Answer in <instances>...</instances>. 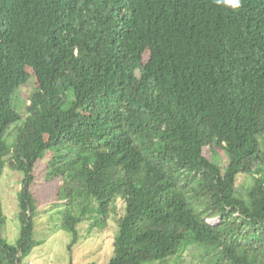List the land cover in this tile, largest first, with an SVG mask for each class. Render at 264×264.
<instances>
[{
    "label": "trees",
    "instance_id": "1",
    "mask_svg": "<svg viewBox=\"0 0 264 264\" xmlns=\"http://www.w3.org/2000/svg\"><path fill=\"white\" fill-rule=\"evenodd\" d=\"M49 152L69 248L123 200L108 264H264V0H0V176L25 173L0 264L42 244L30 186Z\"/></svg>",
    "mask_w": 264,
    "mask_h": 264
},
{
    "label": "rangeland",
    "instance_id": "2",
    "mask_svg": "<svg viewBox=\"0 0 264 264\" xmlns=\"http://www.w3.org/2000/svg\"><path fill=\"white\" fill-rule=\"evenodd\" d=\"M14 77L20 82V95H18L19 110L24 112L31 105V98L36 90L37 84L34 80L32 70L19 68L14 71ZM21 124L13 126L10 130L9 141L14 142L16 134L19 132ZM67 151V150H65ZM51 152L38 161L32 172L34 182L30 186L31 193L36 201L34 211L35 229L33 234L34 242H42L30 253L23 254L21 264H108L109 260L116 253L117 239L119 236V216L125 211V203L120 200L118 203V214L111 213L103 227L96 226L93 231L89 228L90 223L79 225V237L71 248L73 236L61 228L58 220L61 207L57 202L58 181L52 183L44 182V168ZM225 160V158H224ZM25 173L14 171L8 167L2 170L0 176V192L4 208L6 222L0 221V235L10 245H16L21 236V224L18 219L19 195L22 192ZM239 192L246 189V178L242 177L238 181ZM60 207V208H58ZM118 219V220H117ZM214 224L218 220L210 221ZM98 227V228H97ZM104 228V230L100 229ZM175 258H170L167 264H171ZM217 259L216 252H208L203 258V264H214ZM198 258L193 257L184 260L183 264H198Z\"/></svg>",
    "mask_w": 264,
    "mask_h": 264
},
{
    "label": "clouds",
    "instance_id": "3",
    "mask_svg": "<svg viewBox=\"0 0 264 264\" xmlns=\"http://www.w3.org/2000/svg\"><path fill=\"white\" fill-rule=\"evenodd\" d=\"M171 1H173V0H171ZM230 4H233L234 6L238 7L239 6V0H235L234 3H230ZM211 7H212V5H211ZM201 10L202 9H198V8L192 7L190 9H188L187 11L195 18L198 15V13H201Z\"/></svg>",
    "mask_w": 264,
    "mask_h": 264
},
{
    "label": "snow or ice",
    "instance_id": "4",
    "mask_svg": "<svg viewBox=\"0 0 264 264\" xmlns=\"http://www.w3.org/2000/svg\"><path fill=\"white\" fill-rule=\"evenodd\" d=\"M229 2H230V3H234V2H235V0H229Z\"/></svg>",
    "mask_w": 264,
    "mask_h": 264
}]
</instances>
